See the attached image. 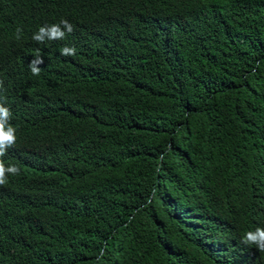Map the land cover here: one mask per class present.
<instances>
[{"label":"trees","instance_id":"obj_1","mask_svg":"<svg viewBox=\"0 0 264 264\" xmlns=\"http://www.w3.org/2000/svg\"><path fill=\"white\" fill-rule=\"evenodd\" d=\"M0 82V264H264V0H0Z\"/></svg>","mask_w":264,"mask_h":264},{"label":"clouds","instance_id":"obj_2","mask_svg":"<svg viewBox=\"0 0 264 264\" xmlns=\"http://www.w3.org/2000/svg\"><path fill=\"white\" fill-rule=\"evenodd\" d=\"M63 25V28L61 27ZM73 31V26L69 21L61 20L60 24H52L41 26L38 32L33 34V40L43 43L45 40H60L64 39L66 33ZM21 29L17 28L16 38L20 39ZM76 49L74 47H63L61 49V55L74 56ZM44 60L40 56H36L29 63V68L34 76L40 75L39 65L43 64ZM2 84V82H0ZM12 113L9 108L5 107L3 103H0V157L6 155L7 150L13 147L16 143V128L10 123ZM19 175L20 169L16 165L5 166L2 160H0V186L5 185L8 180V175ZM242 243L247 245H256L259 251L264 252V228L257 227L255 231H248L242 237Z\"/></svg>","mask_w":264,"mask_h":264}]
</instances>
